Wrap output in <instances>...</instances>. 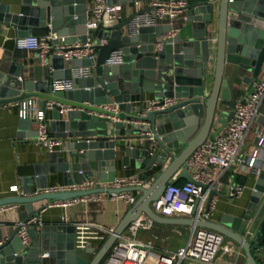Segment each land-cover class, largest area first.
<instances>
[{"label": "water", "instance_id": "95a60500", "mask_svg": "<svg viewBox=\"0 0 264 264\" xmlns=\"http://www.w3.org/2000/svg\"><path fill=\"white\" fill-rule=\"evenodd\" d=\"M106 2L122 6L133 0ZM89 6V0H0V22L18 37L33 36L34 28H41L46 36L56 34L53 46L86 44L91 39L98 51L96 59H75L69 65L63 57L53 55L52 49L48 56L52 72L40 64L29 69L24 63H14L0 74V102L37 98L45 114L50 109V134L62 143L60 150L44 155L45 162L35 167L32 176L22 179V195L0 199V208L25 206L19 220L27 222L40 217L44 207L35 209L36 202L54 204L124 191L139 196L98 249L90 245L77 248L76 226L68 222L33 227L30 246L18 237L19 227L6 240L0 231V264H101L128 227L143 217L149 225L217 231L241 248L244 264H261L255 254L264 251V218L254 234L248 236L247 232L264 203V170L243 217L225 214L219 223L164 218L153 212L151 204L160 199L169 183L194 182L186 162L234 118L235 108L243 100L240 86L246 87L244 95L253 94L264 69V0H219L216 5L195 1L185 10L182 27L167 40L162 36L172 31L169 25L142 27L138 33L131 30V21L154 11L153 6L124 22L105 17L95 30L87 26ZM102 40L107 43L100 45ZM116 51L122 52V63L107 65L106 60ZM88 67L92 75L74 81L72 90H53L54 81L69 80L74 69ZM114 104L119 107L118 114L102 109ZM215 126L219 127L214 131ZM20 130L27 131L21 137H39L38 126L30 120H21ZM120 154L125 170L130 169L131 160L141 173L155 166L163 170L148 187L107 188L103 185L117 178ZM58 174L65 187L91 180L99 185L89 191L48 192L49 177ZM34 187L39 194H34ZM219 194L218 186L211 190L206 211Z\"/></svg>", "mask_w": 264, "mask_h": 264}, {"label": "built area", "instance_id": "2783aa9c", "mask_svg": "<svg viewBox=\"0 0 264 264\" xmlns=\"http://www.w3.org/2000/svg\"><path fill=\"white\" fill-rule=\"evenodd\" d=\"M89 1V20L87 24L89 30H95L101 19L105 17L110 18L112 21H120L122 13L120 6H110L106 0ZM208 1L216 4L219 0ZM135 3L140 4L139 1H135ZM189 4L188 0H154L152 6L156 9L136 16L131 21V30L133 33H138L142 27L169 25L172 27V31L162 36V40H167L179 31L180 27L177 22L183 16L185 20V10ZM56 38V34L39 37L34 35L18 37L16 38V48L35 53L39 64L44 68H48L50 72H52V67L48 61V56L52 49L53 55L63 57L69 65L75 59H96L97 51L94 49L95 43L91 39L86 44L75 43L68 47L64 45L56 47L52 45ZM106 43L105 40H102L100 45H105ZM157 47L161 48L162 43H159ZM122 60V52L116 51L106 60V64L109 66L119 65ZM91 75L92 69L89 67L74 69L71 79L54 81L52 83L53 90L55 92L72 90L74 81L88 78ZM6 104L9 103L0 102V107ZM16 104L19 106L20 119L30 120L38 126L39 137L36 141L41 148L47 152H52L62 146V143L50 134L48 119L45 112L40 109L37 98L24 99L16 102ZM150 106L149 110L153 108L152 105ZM102 109L115 114L119 113V107L115 104L105 105ZM105 117L112 121L117 120L112 116ZM254 125L255 148L250 156H245L243 149ZM236 165L239 166V170L242 173L250 172L257 178L264 170V69L255 84L253 94L249 95L248 99L244 98L237 104L235 116L226 128L214 140L208 139L186 162L194 182L185 181L182 185L169 183L160 199L151 204L153 212L164 218H186L210 222L215 209L217 195L212 198L209 209L206 211L208 198L211 190L216 185L218 186V191L220 189L213 177L214 171L219 168L225 172ZM146 181L144 177L139 175L127 176L116 178L113 182L103 186L112 189L146 187ZM96 183L99 185L98 181L91 180L81 185L62 186L48 192L89 191L98 186ZM244 189L243 185L237 183L228 186L229 194L233 197H240ZM11 192L18 193V187H12ZM103 197L124 201L129 206H132L137 199L136 192L124 191L111 194H93L57 203L62 207H67L78 201L100 200ZM197 199H199V202L196 206ZM16 206L18 205L13 207ZM195 206L196 213L194 214ZM2 209L5 210V207H2ZM62 220L67 222L65 217ZM35 226L44 227L40 217L17 224L16 228L19 227L18 237L25 246L32 244L29 231ZM75 226L76 245L79 249L86 248L89 245L93 246L94 242L98 244L96 247L101 246L115 230V228L106 229L91 223H77ZM145 226L150 225L148 224V219L144 217L133 222L128 227L127 233L125 232L117 240L101 264H180L188 259L202 264H215L221 254H229L235 249L234 246H237L217 231L192 227L184 248L170 252L168 255H155L152 242L142 241L137 238L140 229ZM247 234L249 236L251 232H247ZM241 253H243L242 250Z\"/></svg>", "mask_w": 264, "mask_h": 264}, {"label": "crops", "instance_id": "0c3cea01", "mask_svg": "<svg viewBox=\"0 0 264 264\" xmlns=\"http://www.w3.org/2000/svg\"><path fill=\"white\" fill-rule=\"evenodd\" d=\"M135 1H139L140 4H136ZM153 1L133 0L130 4L120 6L122 13L119 22H124L135 12L151 7ZM188 1L191 4L198 0ZM10 2L11 0H2V3ZM183 17L177 22L180 28L184 24ZM33 35L38 37L44 36L45 32L41 28H34ZM16 38H18L16 31L0 22V74L7 72L14 63H24L29 69H33L39 65L35 53L18 50L16 48ZM215 46L216 43L213 41V58L215 55ZM96 54H98V51ZM241 89L243 91L241 95L243 99H248L249 95H244L246 87L242 86ZM49 113L50 109L47 110L46 114L48 120L50 119ZM20 122L19 106L16 103H9L0 107V199L22 195V179L26 176H32L35 167L45 162L44 155L48 153L37 144L36 139L21 137V133H27V131L20 130ZM218 127L215 126L213 130H217ZM32 128L35 129L34 126ZM122 134L124 135V133ZM249 138L250 142L243 149L245 156H250L254 151L256 143L254 130L250 131ZM60 149L61 147L59 146L57 150ZM122 155L120 154L116 160L117 178L139 175L147 180L145 186L148 187L156 175L163 170V168L155 166L151 171L141 173L135 168L134 160H131L130 169L125 170L120 159ZM213 177L220 187L218 191L220 194L217 195L211 221L219 223L225 214L243 217L254 192L257 177L250 172L246 174L242 173L237 165L225 172L217 168L214 171ZM184 182V180H180L178 185H182ZM234 183L241 184L245 188L240 197H233L229 194L228 186ZM96 184L98 185V183ZM14 186L18 187V193L11 192V188ZM62 186L64 185L61 174L49 177L48 191ZM33 190L34 194L40 193L36 187ZM34 208H43L40 214L43 226L62 223L64 222L62 218L65 217L68 223H91L110 229L118 226L130 206L124 201L103 197L100 200L78 201L67 207H62L58 203L49 204L47 201H41L36 202ZM24 210L25 206H5V210L0 208V231H2L5 240L16 229L17 224L20 222L19 215ZM189 236V227L152 223L150 226H145L140 229L137 238L142 241L152 242L155 255H168L170 252L184 248ZM37 238L38 236L35 237L36 240ZM92 245V247H96L98 244L94 242ZM234 247L235 249L231 253L221 254L215 264H244V253H241L238 246ZM96 248L98 249L100 246ZM180 264L202 263L188 259Z\"/></svg>", "mask_w": 264, "mask_h": 264}, {"label": "rangeland", "instance_id": "374dc122", "mask_svg": "<svg viewBox=\"0 0 264 264\" xmlns=\"http://www.w3.org/2000/svg\"><path fill=\"white\" fill-rule=\"evenodd\" d=\"M241 76H242L241 73H239V75H238V80H240ZM241 87H242V86H240V88H241ZM254 128H255V126H253L252 130H254ZM249 136H250V133H249V135H248V137H247V139H246V144H248V143L250 142V138H249ZM244 147H245V146H244ZM136 196L138 197L139 194L136 193ZM263 218H264V203H263L262 207L260 208V210H258V211L254 214V216H253V218H252L253 223H252V225H251V227H250V232H251V234H254V233H255V231L257 230V228H258V226L260 225V223H261V221H262ZM190 231H191V229H190ZM126 233H127V232H126ZM250 237H251V236H250ZM250 237H249V238H250ZM257 255H258V259H259L261 262L264 263V251H261V252L257 253Z\"/></svg>", "mask_w": 264, "mask_h": 264}, {"label": "trees", "instance_id": "16d2710c", "mask_svg": "<svg viewBox=\"0 0 264 264\" xmlns=\"http://www.w3.org/2000/svg\"><path fill=\"white\" fill-rule=\"evenodd\" d=\"M178 185V184H177ZM255 257L257 258V260L260 262V260L258 259V255L257 254H255Z\"/></svg>", "mask_w": 264, "mask_h": 264}, {"label": "flooded vegetation", "instance_id": "af4514ba", "mask_svg": "<svg viewBox=\"0 0 264 264\" xmlns=\"http://www.w3.org/2000/svg\"><path fill=\"white\" fill-rule=\"evenodd\" d=\"M261 264H264L263 262L260 261Z\"/></svg>", "mask_w": 264, "mask_h": 264}]
</instances>
